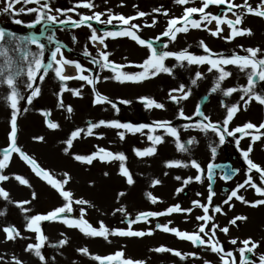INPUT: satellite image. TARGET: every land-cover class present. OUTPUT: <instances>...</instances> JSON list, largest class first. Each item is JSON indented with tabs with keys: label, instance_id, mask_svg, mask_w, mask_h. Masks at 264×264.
Wrapping results in <instances>:
<instances>
[{
	"label": "rangeland",
	"instance_id": "rangeland-1",
	"mask_svg": "<svg viewBox=\"0 0 264 264\" xmlns=\"http://www.w3.org/2000/svg\"><path fill=\"white\" fill-rule=\"evenodd\" d=\"M115 1V0H112ZM80 0H50L51 7L53 9H63L67 10L72 8ZM236 4H242L243 0H234ZM250 4L255 7L260 3V0H249ZM154 4L153 6H149ZM92 11L107 13L111 10L116 14H123L124 16L135 15L138 11H144L147 13H152V16H145L141 19L133 21V23L140 24L142 27L145 24H151L152 18H155L158 23L161 24V28L158 30L154 27H143V31L140 33L142 38L145 39H155L160 36L165 30L167 25V19L171 17H180L183 13V7L176 5L173 0H128V3L121 7L110 9L99 4H96ZM35 5H25L22 3L16 4V12L9 14L3 12L4 4L0 3V29H4L6 33H15L19 36H26L30 33L38 34L42 28L48 25H37L35 29H30L27 24L32 22L35 18V14L19 13L21 7L29 8ZM138 6V7H134ZM187 6L199 7L200 0H196V3L189 4ZM160 8L161 11H167L169 17L166 18L162 14L153 13V9ZM224 6H211L207 11L213 14H221L225 11ZM78 12L82 14L91 15L92 12L87 9H77ZM239 11V10H238ZM53 15H58L59 19H66L65 16H60L55 11L52 12ZM67 16H71L72 19L76 20L79 17L74 12H67ZM229 18L235 17L232 13H228ZM196 18H199L198 16ZM19 19L23 23L17 24L15 21ZM102 19H107V15L103 16ZM93 27L103 32L106 30H118L117 26L114 25H104L92 22ZM51 31L48 36L54 34L56 41L64 45V56L70 60L79 61L84 67L92 69L93 74L99 75L101 77V82L96 85V90L102 95L108 97L113 102L118 104L120 109L117 114L109 104L94 105V93L92 91V86L87 85L86 82L78 80L67 81V86L71 89H81V96L76 97L71 92H64L63 101L65 106H71L73 111L68 113L66 107L61 109L58 106L57 93L60 91L62 85L54 78L53 74L50 72L48 76L41 82L37 78L36 85L41 89L40 95L33 100L31 105L26 102V97L30 93L23 86L26 81V77H20L19 81V91L25 96L24 100H21L19 107L21 112L18 115V146L27 153L30 157L34 158L37 163L48 170L54 178L63 179V173H68L70 176L74 170L72 167L68 170V166L64 164L65 161H72L76 163L74 159V152L77 155H89L98 150V148H104L113 153H124L127 157L125 166L132 169L130 173L132 174L134 184L129 186L126 180L123 181V177L119 175L120 162H101L96 160L92 165H85L79 162L82 166L87 167L88 170L83 168L81 172L76 173L71 177L68 185H66V190L74 193V199L83 198L88 200L94 207H87V215L85 219L89 221L94 227L99 226V222L103 221L109 228H127V220L124 218L125 214L116 212V200L119 199L118 193L124 191L127 195L124 198L131 195V188L135 186L137 188V182L139 185L148 186V191L142 198L139 195L132 196L129 201L138 202L137 205H128L126 207L127 216L135 218L140 212L143 211H163L169 206L180 204L182 208H189L192 206V201L200 200L202 203L206 200L205 197L208 195V185L212 184V189L215 191L214 196L215 202L214 206L220 205L223 211L230 215L231 217L244 216V210H237L236 205L244 206L245 204L233 199L232 203L234 207L229 208L228 205L223 204V201L227 198L230 192L240 183H243L246 179L247 165L243 161L240 151L237 149L235 144V139L233 137H228L225 144L219 145L218 137L211 131L207 133L200 131L196 128V123L202 118L194 115L195 109L198 105L201 106V110L210 120L214 123H221L226 116L225 104L231 106L233 104H240L241 111H239L233 121L229 125V130H233L237 126H243L246 122H252L257 126L264 122V106L259 105L257 102L253 101L247 106V111L243 110V101L240 100L242 93H233L229 97H225L222 91H217L212 93L211 89L215 85L216 73L208 72L207 65L204 66H185L179 67L175 66L176 62L173 59H168L165 61L168 66L174 67V74L169 76L167 74H161L154 79L145 81L142 84H120L111 79H104L112 75L107 70H100L96 66L90 63L92 57H96L98 53V47L93 46V44L88 40L90 35V29L87 27L75 28L70 24H51ZM209 27L215 28V22ZM224 27L223 36L229 34L227 26ZM243 28H250L254 35L237 37L235 40L228 42L222 38H214L207 32L191 29L187 34L180 33L177 35V40L175 43H169L167 37H164L161 42L156 43L155 47L158 50H171L179 51L184 48L196 55H203V49L198 46L200 40H204L213 52L221 53L225 56L231 55L233 53H238L240 55H245L241 50V45L244 48H260L264 52V19L258 18L252 15H247L244 17L243 24L238 26ZM47 36V37H48ZM75 37V42L73 41ZM10 37L5 38L4 46L11 49L17 41H12L11 44L8 43ZM219 41V44L216 42ZM41 43L45 44L44 59L47 62L50 59V53L55 49L56 43L54 41H49L47 38L41 39ZM108 48L107 51L112 53L109 57L111 61H115L119 64L125 63H142L146 59L148 53L147 50L136 45L134 41L129 38H118V39H108L106 41ZM165 43L169 44L168 49H164L163 45ZM33 52L38 51L35 45L29 46ZM85 51L91 53V57L85 56ZM13 59H18V53H9ZM127 57V60H125ZM59 58V57H58ZM260 58H264L261 56ZM2 62V60H0ZM186 64V62H185ZM227 70L232 73L230 77L224 80L221 84L222 89L232 88V87H243L247 85V75L245 72H241L238 68L229 65ZM124 71H139V69H124ZM201 72L203 78L198 80L196 85L191 83V80L195 78L196 72ZM69 76H75L76 73H65ZM88 75L89 73H85ZM180 85H184L186 90H191V96L188 100L182 101L179 105L173 104L169 98L168 93L174 89L178 88ZM256 91L264 93V82H257ZM10 95V89L6 85L0 84V158H2V153L5 148L9 146V131H10V115L11 109L10 104L7 101V96ZM141 97H150L155 99L157 102L163 103L167 107L166 114L160 115L158 111L163 109H147L143 103L140 102ZM120 100L131 101V104H119ZM27 108V111L23 109ZM179 108H183L184 112L188 116H193L194 119L191 121H186L178 118ZM259 109V111H258ZM43 111H50L51 116L49 119L60 125L57 130H50L46 126L45 117L42 116ZM171 115V117H169ZM100 120H118L123 123H133V124H149L148 122H155L161 120H168L172 122V125L176 127L179 131V136L181 142L187 141L191 138H195L197 143H193L190 146L189 151L182 152L179 151L176 144L174 143V138H168L166 142L157 146V151L161 155L157 157L155 161L156 164L160 163L157 168L153 167L152 163L155 159L152 156H146L143 158L137 157L135 155V149L144 150L151 146V142L148 141L146 135H141L137 133L135 135L131 133L125 134V139L122 141L117 135V130L101 127L94 130L93 136H87L85 133L81 134V137L73 142V147L66 153L65 147H56L55 139L59 140L58 135L62 134L63 138H70L72 131L78 128H87L89 122H98ZM188 124L190 127L185 130L183 125ZM108 129V130H107ZM123 131V130H121ZM253 131V130H250ZM264 131V130H262ZM54 132V133H50ZM147 132V129L145 130ZM67 133V134H66ZM43 136L44 141L39 142L35 140V137ZM102 136L103 138H98ZM240 136L237 133V138ZM172 140V141H169ZM251 143V136H246L240 140V149L247 150L249 144ZM121 144H124V148H119ZM164 144H172L169 148L172 149V153L176 157H171L166 150L161 148ZM216 147L217 151L215 156L211 152V147ZM48 150L53 151L52 157L48 159L45 155ZM259 155H264V144L261 142H256L253 145V151L250 154V158L261 167H264V160ZM196 160L201 167L205 170V175L207 171V166L209 163H219L223 161H230L233 166L238 169V173L234 179L231 181H224L221 178V174H218L214 181H209L204 179L203 183L195 182L189 183L184 191L176 195V190L182 187L181 180L175 178L172 181V185L169 189L163 193L159 188L161 184L152 186L153 181L159 179L163 182L166 178L172 180L173 175L176 173V177L180 176L183 179L188 177H195L197 172L191 167H181V168H167L166 162L168 161H183L190 163L191 160ZM263 161V162H262ZM116 165L118 168L116 169ZM140 167V168H139ZM168 173L165 175V173ZM108 173V175H104ZM194 173V174H193ZM3 174L8 175L10 179L5 182H0V187L5 188L9 193V198L12 203L4 201L0 198V210H6L7 214L0 216V257L3 260L0 264H11L12 258L18 257L20 260L24 261V264H40L39 260L30 253L24 251L28 243H33L35 241V234L25 231V219L24 215L18 208L15 202H21L25 200H31V193L34 191L37 193V199L32 200L31 204L25 205L30 209L29 215L36 214H46L49 211L60 207L63 205V200L59 194L52 189L45 181L37 177L31 168L25 164L18 156V154L13 153L10 159L9 166L3 170ZM172 174V175H171ZM22 176L27 179L31 187L21 185L15 180V176ZM254 180L258 182V174L253 172ZM100 196H98L96 189ZM151 193L153 196L157 197L159 201L156 204H152L150 199H148V194ZM201 193L202 195H197ZM112 194V195H111ZM246 200L257 199L254 189L247 188L241 189V192ZM111 195V196H109ZM115 197V199L113 198ZM105 200H114L112 204L115 205H103ZM131 202V203H132ZM239 206V207H240ZM75 211L72 213L73 216H79V207L73 205ZM122 207V206H121ZM119 207V208H121ZM134 207V208H133ZM115 213V214H113ZM201 209H194L191 216L185 214H172L171 216L152 218L148 224L140 223L133 225V230H147L152 228L154 234L151 236H145L143 238H117L110 237L113 241L111 244H106L107 246L101 247L99 244L95 247V253L92 255L107 256L114 254L116 251H124L125 258H131L133 260L145 261L146 264H184L182 260L170 253H155L151 251L152 249L159 246H166L175 250L184 251L189 249L191 252L195 251L198 254L203 253L204 249H197L192 246L190 242L180 241L172 234L164 233L156 229L157 224H164L171 221L170 227H176L183 231L192 232L196 229L197 221L195 217L201 215ZM210 214L211 210H210ZM216 223L222 227H229L224 225V220L221 214H215ZM114 217L113 219H111ZM157 220V222H152ZM187 220V222H185ZM151 223V224H150ZM155 224V225H154ZM14 225L17 227L24 236H30L32 239L17 240L15 242H6L5 233L2 231L4 226ZM155 227H150V226ZM42 230L48 237V244L42 249V252L46 255L49 260V264H98V262L89 259L88 256L80 254L77 250L80 248L91 246L92 240L97 238H89L83 235L77 229H69L60 222H43ZM233 230V226L229 227L230 234ZM258 232V233H257ZM61 233L64 236H61ZM233 234H235V239L238 241L236 245H229L222 241L217 232V237L220 243L223 245L225 251L233 252L236 257L237 264H241V257L239 249L243 247L242 241L250 239L256 242L259 246L254 249V252L250 253L252 264H259V258L264 256V225L261 226L260 230L249 231L245 228L234 229ZM67 238L69 243L60 249L53 248L49 245L56 244L60 239ZM138 241H150L153 243L152 247L139 246L140 250H132V245H129L127 241L129 240ZM98 240H103L98 238ZM251 245H249L250 247ZM135 248V247H134ZM90 252V251H89ZM249 253H246V257ZM52 257H55L52 260ZM220 264V259L215 263ZM192 264L191 262H187Z\"/></svg>",
	"mask_w": 264,
	"mask_h": 264
},
{
	"label": "snow or ice",
	"instance_id": "snow-or-ice-1",
	"mask_svg": "<svg viewBox=\"0 0 264 264\" xmlns=\"http://www.w3.org/2000/svg\"><path fill=\"white\" fill-rule=\"evenodd\" d=\"M25 5H35L34 7L24 8L21 7L18 11L19 13L35 14V18L32 22L27 24L30 29H35L37 25H51V24H70L75 28L87 27L90 29V35L88 40L93 44V46H98L99 51L96 57H92L90 63L99 68L100 70H107L112 73L111 76L105 77L104 79L114 80L120 84H142L145 81L154 79L161 74H167L172 76L174 74V67H185V66H204L207 65L208 72H215L216 80L215 85L212 87L211 92L216 93L217 91H222L225 97L231 96L233 93L240 92V100L243 101V110L247 111V106L253 101L257 102L259 105L264 106V93L256 91L257 82H264V52L260 48H244L241 45V50L245 55H240L238 53H233L231 55L225 56L221 53L213 52L212 49L208 47L204 40L198 42V46L203 49V55H196L191 53L188 48H184L179 51L171 50H158L155 45L161 42L164 37H167L169 43H175L177 40V35L180 33L187 34L191 29H198L207 32L214 38H222L228 42L235 40L237 37L252 36L254 33L250 28L238 27L243 24L244 17L247 15H252L258 18L264 19V0H260V3L253 7L249 0H243L242 4H236L234 0H200L199 7L187 6L189 4L196 3V0H173L176 5L184 6L183 13L180 17H169L167 11H161L160 8L153 9V13H159L165 16L167 19V25L165 30L160 36L155 39H145L142 38L141 32L143 27H154L158 21L152 18L151 24H145L143 27L140 24L133 23L138 19L145 16H152V13H147L144 11H138L135 15L124 16L123 14L113 13L108 10L107 13L92 11L97 5L95 0H80L72 8L67 10L63 9H53L51 7L50 0H0V3L4 4L3 12L12 14L16 12L15 5L22 3ZM123 6V5H121ZM211 6H224L226 8L221 14H213L207 11ZM138 7V6H134ZM77 9H87L92 12L91 15L82 14L77 11ZM239 10V11H238ZM55 11L60 16H65L66 19H59L58 15H53L52 12ZM67 12H74L79 17V19H72L71 16H67ZM228 13H232L235 19H231ZM107 15V19H102L103 16ZM199 18H196V17ZM95 21L99 24L104 25H114L118 27V30H106L102 33L98 29L93 27L92 22ZM215 22V28L209 27ZM17 24L23 23L21 20L17 19L15 21ZM227 26L229 34L223 36L224 27ZM10 37L8 41L9 44L12 41H17L14 46L9 49L4 46L5 38ZM41 32L40 36L35 33H30L26 36H17L15 33H6L4 29H0V84H4L10 89V95L7 96V101L10 104L11 115H10V131L8 135L9 146L3 150L2 158H0V182H5L10 179L8 175L3 174V170L9 166L12 154H18L19 158L27 164L35 175L45 181L52 189H54L63 200V205L57 207L46 214H36L29 215L30 209L25 207V205L31 204L32 200L37 199V193H31V200H25L21 202H15L16 206L20 208L25 219V231L35 234V241L33 243H28L24 249L26 253L33 254L40 262V264H49V260L46 255L42 252V249L48 244V237L42 230L43 222H60L69 229H77L83 235L89 238H102L108 243H112L110 237L117 238H143L145 236H151L154 234L152 228L145 230H133V225L135 224H148L152 218L171 216L172 214H185L191 216L194 209L198 208L202 210L201 215H197L195 220L198 222L196 229L192 232L183 231L176 227H170L171 221L164 224H157L156 229L174 235L180 241L190 242L193 247L197 249H204L211 253L216 254L220 259V264H237L236 257L233 252L225 251L223 245L220 243L217 232L227 235L229 233V227H221L215 222V214L226 215L223 208L220 205H213V198L216 195L215 191L212 189V184L208 185V195L206 197V202L202 203L200 200L192 201V206L189 208H182L180 204H175L169 206L163 211H143L140 212L135 218L127 216L126 208H117L115 211L124 213L125 219L127 220V228H109L104 224L103 221L99 222L98 227H94L85 216L87 215V207H94L88 200L83 198L74 199V193L66 190V185L69 184L71 176L68 173H63V179L54 178L53 175L42 168L37 161L30 157L18 146V115L21 112L19 107L21 100L25 99V96L19 91V78L26 77L24 82V87L30 93L26 97V102L28 105L33 103V100L40 95L41 89L36 85L37 78L42 82L48 74L51 72L62 85L60 91L56 94L58 98V106L64 109L66 106L63 101L64 92H71L74 96H81V89H71L67 86V81L78 80L86 82L87 85L92 86V91L94 93V105L109 104L111 108L118 114L120 109L116 102H113L108 97L102 95L96 90V85L101 82V77L99 75L93 74L92 69L84 67L79 61L70 60L64 56V45L56 41V47L50 53V59L45 62V44L41 43ZM129 38L134 41L136 45L147 50V57L142 63H125L119 64L115 61H111L109 57L112 53L107 51L108 45L106 41L108 39H118V38ZM49 41L53 40L52 36H48ZM75 42V37H73ZM30 45H35L38 51L33 52ZM169 44L165 43L163 45L164 49H168ZM11 52L18 53V59H13L9 54ZM85 56L91 57V53L85 51ZM59 57V58H58ZM173 59L176 62L175 66L166 65L165 61L168 59ZM127 60V57H125ZM186 62V64H185ZM231 65L238 68L241 72H245L247 75V85L237 88H227L222 89L221 84L224 80L232 75L227 67ZM71 66L76 69L77 75L69 76L65 74L66 67ZM139 69V71H124V69ZM85 73H89L86 75ZM203 78L201 72H196L195 78L191 80L193 85H196L197 81ZM191 96V90H186L184 85H180L178 88L172 89L168 93L169 100L175 104L179 105L182 101H186ZM140 102L144 104L147 109H165L163 103L157 102L155 99L150 97H141ZM119 104H131V101L120 100ZM226 109V116L223 121L219 124L214 123L210 120L208 116L204 114L201 110V106L198 105L195 109L194 115L201 117L202 119L196 123V128L200 131L207 133L208 131L213 132L219 139V145L225 144L228 137H233L235 139V144L237 149L240 151L243 161L247 165L246 179L243 183L238 184L223 201V204L228 205L229 208L234 207L232 203L233 199L246 204L250 207L256 208L264 206V167L255 163L251 158L250 154L253 151V145L256 142H261L264 144V122H261L258 126L252 122H246L243 126H237L233 130H229V125L235 118L236 114L241 111L240 104H233L228 106L224 105ZM27 111V108L23 109ZM68 113H72L73 109L71 106L66 107ZM42 116L45 117L46 126L50 130H57L60 125L49 119L51 116L50 111H43ZM178 118L186 121H191L194 119L193 116H188L185 114L183 108H179ZM101 127L115 129L117 130V135L120 140L125 139V134L131 133L133 135L140 133L141 135H146L148 141L151 142V146L144 150L135 149V155L137 157L143 158L146 156L155 155L157 151V146L164 143V137L174 138V143L176 144L179 151L187 152L193 143H197L195 138H191L187 141L181 142L179 131L176 127L172 125L171 121L161 120L155 121L152 124H133V123H123L118 120H100L98 122H89L87 128H78L71 132L70 138H68L65 143L67 147L65 152L67 153L75 140L81 137L82 133L87 136H93L94 130ZM184 129L187 130L190 125H183ZM147 129V132L145 130ZM123 130V131H121ZM253 130V131H250ZM159 131H163L164 135L156 134ZM237 133L240 136L237 138ZM246 136H251V143L249 144L247 150L240 149V140ZM98 138H103L102 136ZM39 142L44 141L43 136H38L34 138ZM216 147H211V152L213 156L216 154ZM74 159L85 165H92L94 161L99 160L101 162H120L119 175L126 178L127 185L131 186L134 184L132 174L129 169L125 166L127 157L124 153H113L104 148H98V150L89 155H75ZM167 168H187L191 167L196 170L197 175L195 177H188L183 179L180 176L175 177L177 180H181L182 187L176 190V195L184 191L189 183L200 182L203 183L204 179L210 182L214 180V168L213 164H210L207 169V175H205V170L196 160H191L190 163L183 161H168L166 162ZM238 171V170H234ZM253 172L258 174V182L254 180ZM168 173L166 172L165 175ZM104 175H108L105 173ZM16 181L21 185L31 187L28 180L22 176H15ZM222 178L225 180L231 179V174L225 171L222 174ZM162 181L156 179L153 181L152 186L161 184ZM247 188L254 189L255 194L258 199L255 201H248L242 194L241 189L247 190ZM126 192L121 191L118 193V197H125ZM197 195H202L197 193ZM0 198L4 201H10L9 193L5 188L0 187ZM148 199H150L152 204H156L159 201L157 197L153 196L151 193L148 194ZM73 205L80 206L79 216H73L72 213L75 211ZM87 206V207H85ZM210 210L211 213L210 214ZM6 210H0V216L6 215ZM115 214V213H113ZM247 220L246 216H236L231 218L229 221L230 225H237L238 221ZM187 222V220H185ZM2 231L5 233L6 242H15L17 240L32 239L30 236H24L21 231L14 225L4 226ZM61 236H64L61 233ZM232 245H236L238 241L236 239H231L229 241ZM69 243L67 238L60 239L58 243L49 245L53 248L60 249L65 247ZM243 247L238 251L241 257V264H252L246 257V253L254 252V249L259 245L246 239L242 241ZM249 245H251L249 247ZM80 254L88 256L93 261L98 262V264H146L145 261L133 260L131 258H125L124 251H116L114 254L107 256L92 255L87 247L80 248L77 250ZM151 251L155 253H170L180 260H186L189 258L200 259L197 253H182L179 250H175L166 246H159ZM55 257H52L54 260ZM3 257H0V261ZM11 264H24V261L20 260L18 257H13ZM204 264H210L209 261H204ZM259 264H264V256L259 258Z\"/></svg>",
	"mask_w": 264,
	"mask_h": 264
},
{
	"label": "bare ground",
	"instance_id": "bare-ground-1",
	"mask_svg": "<svg viewBox=\"0 0 264 264\" xmlns=\"http://www.w3.org/2000/svg\"><path fill=\"white\" fill-rule=\"evenodd\" d=\"M128 3V0H115V1H112V0H95V4H99V5H101V6H104V7H107V8H111V7H113V8H116V7H121V5H126ZM154 4H150L149 6H153ZM161 24H159V25H156L155 27L159 30L161 27ZM126 38V37H125ZM218 44H219V41H216ZM168 109H167V107H165V109H163L162 111H158V113L160 114V115H164V114H166V111H167ZM258 111H259V109H258ZM169 117H171V115L169 116ZM149 124H152V122H148ZM108 130V129H107ZM50 133H54V132H50ZM55 134V133H54ZM67 134V133H66ZM156 134H158V135H164V133H163V131H159V132H157ZM55 136H56V134H55ZM56 137H58L59 138V140H56L55 139V146L56 147H67V145H66V143H65V141L68 139V138H63V136H62V134H60V135H58V136H56ZM167 136H165L164 137V140L167 142L168 141V138H166ZM169 141H172V140H169ZM170 145H172V144H164V145H162L161 146V148L163 149V150H166V152L167 153H169L170 154V156L172 157H176V155H174V153H172V149L171 148H169V146ZM172 146H174V145H172ZM73 147V146H72ZM71 147V148H72ZM119 148H124V144H121L120 145V147ZM74 154V156L75 155H77V153L76 152H74L73 153ZM45 155L48 157V159H50V158H52V157H58V156H52L53 155V151L52 150H48V152H46L45 153ZM161 154L160 153H158V152H156L155 153V155H152V157H153V159H155L152 163H154L156 160H157V157H159ZM261 158H262V160H264V155H259ZM76 163H74V162H72V161H65L64 162V164L66 165V166H68V170H70L71 169V167L74 169V170H72V174H71V177L72 176H74L76 173H78V172H81V171H83L82 169L83 168H85L86 170H88V168L85 166V167H81L82 165L78 162V161H76L75 159H73ZM263 162V161H262ZM264 163V162H263ZM160 165V163H157L156 164V162H155V164H153V167L154 168H157L158 166ZM161 166V165H160ZM118 168V165H116V169ZM140 168V167H139ZM132 169H130V171H131ZM194 174V173H193ZM172 175V174H171ZM175 177H176V173L173 175V178H172V180H170L169 178H166V180H163V182H162V184H161V186L159 187L160 189H161V191L164 193L165 191H166V189H169L170 187H171V185H172V181H174L175 180ZM124 180H126V178H124L123 177V181ZM137 188L135 189V186H133L132 188H131V195L130 196H128V197H126V201H124V198L122 199V201H121V198L122 197H120L119 199H117L116 200V206H114V207H116V208H119V207H126V206H128V205H134L135 203H138V202H132V201H129L130 199H131V197L132 196H135V195H139L140 197H144L145 196V194H146V192L148 191V186L146 185V186H143L142 184L141 185H139V183L137 182ZM96 192H97V194H98V196H100V193L98 192V188L96 189ZM112 195V194H111ZM111 195H109V196H111ZM256 195V194H255ZM114 199H115V197H113ZM259 197H257V199H258ZM103 199V203H102V206L103 205H115V204H112L113 202H114V200H109V199H107V200H105L104 198H102ZM205 199H206V197H205ZM256 199H254V198H252V199H249L248 201H255ZM132 202V203H131ZM204 202H206V200L204 201ZM215 202V199L213 198V203ZM135 205H137V204H135ZM238 206V207H237ZM239 204H237L236 205V207H237V210H239V211H241V210H244V213H243V215L244 216H246L247 217V220H245V221H238L237 222V225H235V226H233V225H230L229 224V221H230V219L231 218H233V217H231L230 215H222V217H223V220H224V225H227V226H229V227H231V226H233V230H232V232L230 233V234H227V235H225V234H223V233H220L221 235H219L220 237H221V239H222V241L223 242H225V243H228L229 245H231L230 244V240L231 239H235V234H233V232H234V229H242V228H245V229H247V230H249V231H253V230H260L261 229V226L262 225H264V206H260V207H256V208H253V207H250V206H248V205H244V206H240ZM134 208V207H133ZM114 217H112L111 219H113ZM151 221V220H150ZM149 221V222H150ZM218 221V219L216 220V222ZM152 222L153 223H155V222H157V220H155V221H153L152 220ZM151 224V223H150ZM218 224H220V223H218ZM155 225V224H154ZM150 226V227H155V226ZM222 227V226H221ZM258 233V232H257ZM263 236H264V234H263ZM91 243H92V245H93V248L91 247V246H88L87 248L89 249V251H90V253L91 254H93V253H95V247L97 246V245H99V244H102V246L101 247H105V246H107L106 244H111V243H108V242H106V241H104V240H98V238L97 239H95V240H92L91 241ZM112 243H113V241H112ZM127 243L129 244V245H132V246H134V247H132V250H140L139 248V246H141L142 245V247H144V246H147V247H152V245H153V243L152 242H150V241H138V240H135L134 241V239H132V240H129V241H127ZM193 252H195V251H193ZM182 253H192L189 249H185L184 251H182ZM195 253H197V252H195ZM197 255L200 257V259H194V258H189V259H186V260H182V262L184 263V264H188L187 262L189 261V262H191L192 264H204V261H209L210 262V264H219V262L218 263H215L216 261H218L219 260V257L216 255V254H214V253H211V252H209V251H204L203 253H201V254H198L197 253ZM86 260H91L90 258L88 259V258H86ZM163 264V263H162Z\"/></svg>",
	"mask_w": 264,
	"mask_h": 264
}]
</instances>
